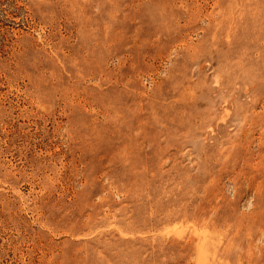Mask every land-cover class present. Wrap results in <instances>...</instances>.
Returning a JSON list of instances; mask_svg holds the SVG:
<instances>
[{
	"label": "rangeland",
	"instance_id": "rangeland-1",
	"mask_svg": "<svg viewBox=\"0 0 264 264\" xmlns=\"http://www.w3.org/2000/svg\"><path fill=\"white\" fill-rule=\"evenodd\" d=\"M0 264H264V0H0Z\"/></svg>",
	"mask_w": 264,
	"mask_h": 264
}]
</instances>
